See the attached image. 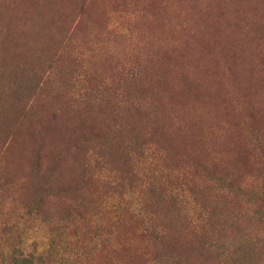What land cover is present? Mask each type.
<instances>
[{
  "label": "rangeland",
  "instance_id": "374dc122",
  "mask_svg": "<svg viewBox=\"0 0 264 264\" xmlns=\"http://www.w3.org/2000/svg\"><path fill=\"white\" fill-rule=\"evenodd\" d=\"M18 236L264 264V0H0V261Z\"/></svg>",
  "mask_w": 264,
  "mask_h": 264
},
{
  "label": "trees",
  "instance_id": "16d2710c",
  "mask_svg": "<svg viewBox=\"0 0 264 264\" xmlns=\"http://www.w3.org/2000/svg\"><path fill=\"white\" fill-rule=\"evenodd\" d=\"M226 232L230 229L225 228ZM24 237L18 236L14 240V244L10 246V250L6 255L2 256L0 264H50L55 263V258H51L47 255V251L41 254L31 253L26 251L24 245ZM52 256V255H51ZM261 258H264V254H260ZM57 262V261H56Z\"/></svg>",
  "mask_w": 264,
  "mask_h": 264
}]
</instances>
